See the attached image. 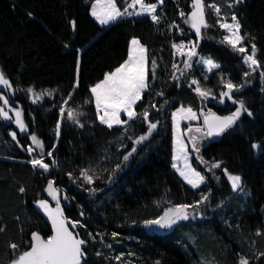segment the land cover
<instances>
[{"label":"trees","instance_id":"1","mask_svg":"<svg viewBox=\"0 0 264 264\" xmlns=\"http://www.w3.org/2000/svg\"><path fill=\"white\" fill-rule=\"evenodd\" d=\"M212 2L205 0L206 4ZM214 2L221 6L220 16L227 21H231L232 13L236 14L245 37L242 46L250 52L251 45L256 44L261 67L247 78L248 84L243 74L249 69L242 55L222 43L224 31L212 10L206 13L211 27L203 30L197 51L220 67L203 76L193 62L179 81L170 78L172 63L183 68L184 59L173 55L172 42L196 39L195 32L179 16L181 10L191 11V0H164L157 11L162 16L159 24L145 16L126 18L107 27L99 26L90 15L92 0H0V71L13 89L0 93L21 109L27 125L25 133L13 122L0 119V228L4 229L0 232V264H10L14 258L10 244L19 245L15 253L18 255L26 250L25 242L32 232H39L43 238L50 235L33 207L44 197L49 179L59 189L67 219L84 225L74 231L88 242V264H237L238 254L248 257L250 264H264V258L258 260L255 255L264 253V155L250 148L252 142H264V79L259 74L264 71V0H241L233 7L228 5L234 0ZM117 3L123 8L125 1ZM72 21L76 23L75 30ZM173 21L183 32L176 27L169 30ZM133 37L148 49L152 85L142 94L135 111L143 113L152 103L163 108L149 109L150 119L159 121L157 130L138 146L130 164L114 181L108 182L105 169L110 171L122 159L125 148L131 150L128 137L146 132L147 125L137 118L129 122L125 132L120 126L109 129L99 124L94 104L86 103L90 98L88 89L127 58L128 42ZM78 56L79 88L66 107L83 113L80 121L84 127L65 117L57 138L59 106L73 91ZM152 59L157 62L155 80L151 79ZM222 78L244 85L234 92V97L244 100L253 116L244 113L232 130L204 144L199 155L206 163H201L196 153L192 155L193 166L206 178L200 188L193 189L171 167V113L181 105L201 111L191 79L199 81L201 88L210 89L218 99L224 90ZM28 87L37 93L54 91L32 103ZM159 91L164 96H157ZM208 107L227 115L235 106L213 101L208 102ZM13 131L17 133L16 140L9 135ZM33 133L43 142L45 162L51 164L53 158L58 161V166H52L48 173L27 162L26 147L32 144L29 137ZM121 144L125 147L121 148ZM48 151L53 152V157L47 156ZM214 161H222L223 168L242 176V192L231 189L223 168L208 171ZM81 168L94 170L100 178L93 185L82 180L72 183L67 173L79 177ZM21 187L25 192L19 191ZM88 188L97 191L89 195ZM209 193V201L200 207V214H194V219L160 233H148L140 227L143 220L156 217L170 204H193ZM258 230L261 235H257ZM113 232L119 233L116 239L111 236ZM89 233L96 237L95 241ZM97 252L102 255L98 257ZM121 254V261H116L114 257Z\"/></svg>","mask_w":264,"mask_h":264},{"label":"snow or ice","instance_id":"2","mask_svg":"<svg viewBox=\"0 0 264 264\" xmlns=\"http://www.w3.org/2000/svg\"><path fill=\"white\" fill-rule=\"evenodd\" d=\"M241 0H234L229 7H233L235 4L240 3ZM163 0H156L154 3H149L147 0H125L124 7L118 6L117 0H92L90 7V15L98 22L101 26H109L111 24L123 21L130 17H149L153 24H159L162 20V16L157 14L158 5H162ZM191 11L185 13L183 10L179 12V16L184 24L188 25L191 30L195 32L196 39L194 41L181 40L180 43L172 42L171 48L173 49V55H180L184 57L182 60L183 68L179 67L177 63L173 62L171 65L172 73L171 79L179 81L181 76H184L186 71L191 69L193 62L197 64H203L208 71L217 69L220 67L211 57L199 56L197 48L201 39L203 38V30L208 29L211 25L208 24L206 19V13L208 10H212L217 16L216 23L221 29L226 30L222 43L228 45L233 52L241 54L243 56V64L247 65L249 71L244 72L245 82L257 69L261 67L260 61L257 59V47L253 43L251 45V53L249 54L248 49L242 46L245 39L241 35V25L235 13L231 15V23L227 22L226 19H221V6L213 2L206 4L205 0H191L190 4ZM31 15V13H29ZM72 27L75 30L76 23L72 21ZM169 30L176 27L177 30L183 32L175 21L168 26ZM79 51V50H77ZM199 57L194 61L193 58ZM77 77L76 82L72 85L73 91L68 93V98L64 99L59 106L60 119L57 120L55 126V135L57 138L61 135V127L63 119L66 117L69 121L74 123L76 126L83 128L84 125L80 121V117L83 113L78 112L72 108L66 107L71 100V97L75 94V90L79 88V70H80V58L77 57ZM156 68L157 62L155 59L151 60V79H156ZM179 73V76L177 75ZM260 76L264 79V71H261ZM223 88L219 94V102L225 103V99L232 101L235 106V110L231 111L227 115H217L215 112L209 109L207 112H196L192 107H184L181 105L171 113L172 121V155H171V167L179 174V176L193 189H197L201 184L205 182V176L201 172L197 171L192 164L189 162L190 151L188 143L185 142V136L188 142L191 144V152L197 154V159L201 163H206L200 153V141L208 138L221 136L229 130H232L235 125L241 120V117L246 113L249 117L253 116L252 111L246 106L244 100H235L233 98L234 92L239 91L244 87L243 84H234L230 79H221ZM191 85H196L193 91L201 98L208 99L212 96L210 89H203L200 87L199 81L193 79L190 82ZM0 86L8 90H13L9 79H7L2 71H0ZM152 85L149 83V56L148 49L141 41L133 37L128 42L127 58L120 63L113 70L105 72L103 78L92 84L88 91L90 98L86 101L89 105L94 104L95 107V118L101 125L107 126L112 129L114 126H120L127 132L129 122L141 118L142 124L147 125L146 132L136 137H128L132 142V148L129 151L125 148V154L122 159L109 171H108V182H113L116 176L120 173L123 167L130 164L134 154L138 151V146L142 145L156 130L159 121L153 122L149 116V109H157L155 103H152L146 108L143 113H137L135 106L138 101H141L142 94L148 90ZM29 98L32 103L39 102L43 96H51L54 90H44L41 93L34 91L33 87L26 89ZM157 96H164L163 91L156 93ZM216 99L215 96H212ZM0 118L5 121H12L21 132H27V125L22 119V111L20 108H12L10 106L9 99L4 93H0ZM167 104L168 102L165 101ZM14 113L13 116L9 113ZM122 114L127 116V120L122 119ZM203 117V124L197 127H192L191 121L198 120ZM189 121V125L185 129H181L182 121ZM9 135L13 140L17 139L16 132H10ZM123 135V133H122ZM29 139L36 147L40 149L39 158H33L27 161L32 167L40 168L44 172H49L52 166H58V161L55 158L52 159L51 164L45 162L44 145L41 140L38 139L36 134H31ZM18 142V141H17ZM56 145H53L55 148ZM125 146L121 144V148ZM251 150H257L264 155V142H252L250 145ZM26 151L29 155L33 154V147L30 145ZM48 157H53V152L48 151ZM223 168L222 161H214L208 167V171L213 169ZM223 174L227 177L230 183L231 189L234 192L243 191L242 176L239 174H233L229 172L227 168H223ZM69 180L72 183L79 184L82 180L86 185H93L94 181L99 179L96 176L94 170L89 168L79 169V177H73V173H67ZM219 179V177H216ZM54 180L49 179L47 186L44 189L53 200L56 201L55 208H52L47 200L40 199L35 201L36 205L40 210L43 211L47 217V221L51 225V235L47 238H43L39 232H32L29 241H26V250L19 252L15 255L19 249V245L12 243L9 247L14 252V258L10 261V264H88L87 254L85 247L87 241L79 238V234L73 230L78 226L84 227L79 220L70 221L64 214L63 208L61 207V201L58 196V191L54 187ZM89 195H93L97 189L88 188L86 189ZM21 193L25 192V189L21 187L19 189ZM209 194H202L199 200H196L193 204H170L165 207L159 215L154 218L145 219L142 221V225L146 229H159L167 230L172 229L174 226H178L182 221H188L190 218H195L194 214H200V207L205 205L209 201ZM65 200H68L67 195L64 196ZM83 216V211L80 213ZM4 231L0 228V232ZM257 235H261L260 231H257ZM89 236L93 241L96 237L89 233ZM113 239L119 236L118 232L111 234ZM102 239V237H101ZM111 248L112 245H107ZM96 255L99 257L102 255L101 252H97ZM121 255L114 257L116 261H121ZM256 258H264V253H256ZM159 264V261H157ZM237 264H250L248 257L238 254Z\"/></svg>","mask_w":264,"mask_h":264},{"label":"rangeland","instance_id":"3","mask_svg":"<svg viewBox=\"0 0 264 264\" xmlns=\"http://www.w3.org/2000/svg\"><path fill=\"white\" fill-rule=\"evenodd\" d=\"M125 1V0H124ZM164 1V0H163ZM147 2H149V3H154V2H156V0H147ZM161 5H158V7H157V11H158V8L160 7ZM217 17V16H216ZM93 18V17H92ZM130 18H137V17H130ZM220 18L221 19H224V18H222L221 16H220ZM94 19V18H93ZM95 20V19H94ZM227 22H229V23H231V21H227ZM97 24H98V22H96ZM99 25V24H98ZM99 26H101V25H99ZM188 26V25H187ZM101 27H103V26H101ZM107 27V26H106ZM189 27V26H188ZM223 31H224V35H226L227 33H226V30H224V29H222ZM251 53V50H250V52H249V54ZM239 55H241V54H239ZM179 56V55H178ZM199 56H202V55H199ZM204 57H207V56H204ZM199 57H197V59H198ZM242 58H243V56H242ZM199 67H200V69H201V72H202V75L203 76H206V75H208L209 73H210V71H208L207 70V68L203 65V64H197ZM191 80H193V79H191ZM191 82V81H190ZM248 84V83H247ZM195 87H196V85H194ZM225 90V89H224ZM237 92V91H236ZM199 97V96H198ZM233 98L235 99V100H237L234 96H233ZM199 100L201 101V105H200V109H201V111H203V112H207L209 109H211V108H209L208 107V102H216V104H220V105H223V104H221L220 102H219V99H213L212 98V96H210L208 99H203V98H201V97H199ZM10 102V101H9ZM225 102H229L230 104H232L233 105V103H232V101H230V100H227V98L225 99ZM2 101H0V105H2ZM10 106L12 107V108H17L16 107V105H14V104H12L11 102H10ZM180 107V106H179ZM178 108V107H177ZM234 110H235V107H234ZM233 110V111H234ZM195 111V110H194ZM211 111H213V112H215L213 109H211ZM11 116H13V120H14V113H12L11 111H10V113H9ZM0 119H2V118H0ZM122 119H125V120H127L128 118H127V116L126 115H124V114H122ZM3 120V119H2ZM5 121V120H4ZM5 122H12V121H5ZM191 123V125H192V127H197V126H200V125H202L203 124V117H200L198 120H194V121H191L190 122ZM13 125L19 130V128L13 123ZM188 125H189V121H182L181 122V129L183 130V129H185V128H187L188 127ZM209 140H211L210 138H208V139H206V140H201L199 143H200V148L204 145V144H206ZM32 142V141H31ZM185 142L186 143H188V148H189V151H190V155H189V162L192 164V162H191V157H192V155L194 154V152H191V144H190V142H188V139H187V137L185 136ZM30 145H28L27 147H26V149L29 147ZM31 146L33 147V149H34V151H33V154L32 155H29L28 154V152H27V154H28V156H29V160H31V159H33V158H39V155H40V149L38 148V147H36L34 144H31ZM254 152L256 153V154H258L259 153V151H257V150H254ZM45 158V157H44ZM192 166H193V164H192ZM194 167V166H193ZM38 168V167H37ZM195 168V167H194ZM40 169V168H39ZM196 169V168H195ZM42 170V169H41ZM175 170V169H174ZM197 170V169H196ZM43 171V170H42ZM198 171V170H197ZM45 173H48V172H45ZM179 175V174H178ZM185 182V181H184ZM186 183V182H185ZM187 184V183H186ZM188 185V184H187ZM202 185V184H201ZM200 185V186H201ZM189 187H191L190 185H188ZM200 186L198 187V188H200ZM192 188V187H191ZM197 188V189H198ZM140 227L141 228H143L146 232H148V233H151V232H158V233H160V232H162V230H159V229H146V228H144V226L141 224L140 225ZM167 230H169V229H167Z\"/></svg>","mask_w":264,"mask_h":264},{"label":"water","instance_id":"4","mask_svg":"<svg viewBox=\"0 0 264 264\" xmlns=\"http://www.w3.org/2000/svg\"><path fill=\"white\" fill-rule=\"evenodd\" d=\"M6 90H7L6 88H4L3 86H0V92H4V91H6ZM216 114H217V113H216ZM217 115H219V114H217ZM221 116H222V115H221ZM214 138H216V137H212V138H210V139H214ZM54 187H55V184H54ZM45 188H46V187H45ZM58 196H59L60 201H61V207L63 208V201L61 200V194H60L59 191H58ZM41 199L47 200L48 203H49V205H50L52 208H55V206H56V201L53 200L52 197L49 196L48 193H47L46 191H44V197L41 198ZM39 200H40V199H39ZM33 207H34L35 212L41 216V218L43 219V221H44V222L46 223V225L48 226V228H49V230H50V235H51V225H50V222L47 221V217L44 215L43 211L40 210V209L38 208V206L36 205V203H34ZM63 211H64V210H63ZM64 214H65V213H64ZM70 230H73V231H74V229H70ZM165 231H166V230H162V232H165ZM74 232H75V231H74ZM79 238H80V237H79ZM45 239H46V238H45Z\"/></svg>","mask_w":264,"mask_h":264},{"label":"built area","instance_id":"5","mask_svg":"<svg viewBox=\"0 0 264 264\" xmlns=\"http://www.w3.org/2000/svg\"><path fill=\"white\" fill-rule=\"evenodd\" d=\"M180 43V42H179ZM173 50V49H172ZM178 55V54H177ZM177 55H174V56H177Z\"/></svg>","mask_w":264,"mask_h":264}]
</instances>
